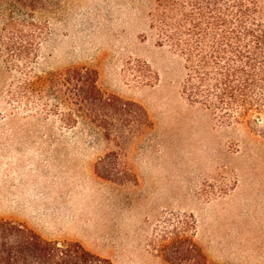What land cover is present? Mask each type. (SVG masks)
Listing matches in <instances>:
<instances>
[{"label": "rangeland", "instance_id": "rangeland-1", "mask_svg": "<svg viewBox=\"0 0 264 264\" xmlns=\"http://www.w3.org/2000/svg\"><path fill=\"white\" fill-rule=\"evenodd\" d=\"M156 2L0 0V38L13 6L45 24L35 74L93 71L108 104L72 123L50 83L21 98L25 73L0 55V221L48 216L76 240L58 243L112 264H180L181 238L210 264H264V123L187 99L183 57L150 28Z\"/></svg>", "mask_w": 264, "mask_h": 264}, {"label": "trees", "instance_id": "trees-1", "mask_svg": "<svg viewBox=\"0 0 264 264\" xmlns=\"http://www.w3.org/2000/svg\"><path fill=\"white\" fill-rule=\"evenodd\" d=\"M24 8H9L5 35L0 38V55L7 65L25 73L19 96L44 93L50 83V95L62 92L68 106L75 108L68 112L72 123H77V112L94 111L97 103L107 106L93 71L89 78L82 70L70 69L48 80L34 73L45 24L32 20ZM150 28L158 34V45L183 57V93L191 103L228 125L264 123V0H157ZM181 239L177 253L191 258H174L176 262L210 264L196 243ZM0 264L112 262L77 242L46 240L25 224L0 221Z\"/></svg>", "mask_w": 264, "mask_h": 264}, {"label": "crops", "instance_id": "crops-1", "mask_svg": "<svg viewBox=\"0 0 264 264\" xmlns=\"http://www.w3.org/2000/svg\"><path fill=\"white\" fill-rule=\"evenodd\" d=\"M14 214H15L14 217H9L10 220L25 224L26 226L33 229L35 232H37L41 237H43L46 240H50V241H57L60 239L75 240L67 235L68 232L65 233L64 235H61L55 232L56 230L52 228H47L44 224L46 223V221H49V219H51L48 218V216L44 217L43 222L40 220L39 222H36L33 219V215L29 212H20V213L15 212Z\"/></svg>", "mask_w": 264, "mask_h": 264}]
</instances>
